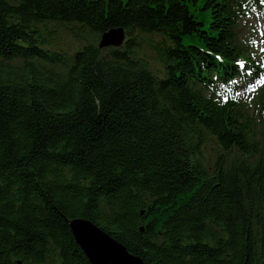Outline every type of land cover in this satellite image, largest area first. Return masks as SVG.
Instances as JSON below:
<instances>
[{"label":"trees","instance_id":"trees-1","mask_svg":"<svg viewBox=\"0 0 264 264\" xmlns=\"http://www.w3.org/2000/svg\"><path fill=\"white\" fill-rule=\"evenodd\" d=\"M248 9L0 0V264H91L72 219L143 264H264V82L224 95L254 71Z\"/></svg>","mask_w":264,"mask_h":264},{"label":"water","instance_id":"water-1","mask_svg":"<svg viewBox=\"0 0 264 264\" xmlns=\"http://www.w3.org/2000/svg\"><path fill=\"white\" fill-rule=\"evenodd\" d=\"M123 39L120 28L102 35L99 46H118ZM72 235L91 264H143L124 247L87 220L72 219L68 223Z\"/></svg>","mask_w":264,"mask_h":264},{"label":"rangeland","instance_id":"rangeland-1","mask_svg":"<svg viewBox=\"0 0 264 264\" xmlns=\"http://www.w3.org/2000/svg\"><path fill=\"white\" fill-rule=\"evenodd\" d=\"M89 41H90V42H94V43H96V42H95V39H94V38H92V37H90V38H89ZM68 43H72V42H68ZM263 47H264V46H263ZM249 108H252V106H251V105H249Z\"/></svg>","mask_w":264,"mask_h":264},{"label":"snow or ice","instance_id":"snow-or-ice-1","mask_svg":"<svg viewBox=\"0 0 264 264\" xmlns=\"http://www.w3.org/2000/svg\"><path fill=\"white\" fill-rule=\"evenodd\" d=\"M262 51H264V49H262ZM238 63H239V62H238ZM240 66H241V67H243V65H242V64H241ZM233 83H235V81H233Z\"/></svg>","mask_w":264,"mask_h":264}]
</instances>
